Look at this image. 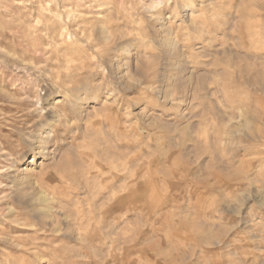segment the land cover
Here are the masks:
<instances>
[{"label":"clouds","instance_id":"1","mask_svg":"<svg viewBox=\"0 0 264 264\" xmlns=\"http://www.w3.org/2000/svg\"><path fill=\"white\" fill-rule=\"evenodd\" d=\"M0 264H264V0H0Z\"/></svg>","mask_w":264,"mask_h":264}]
</instances>
